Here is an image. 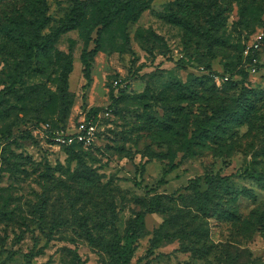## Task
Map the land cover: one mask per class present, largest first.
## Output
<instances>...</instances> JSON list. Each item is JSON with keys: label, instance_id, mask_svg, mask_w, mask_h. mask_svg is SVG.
<instances>
[{"label": "rangeland", "instance_id": "1", "mask_svg": "<svg viewBox=\"0 0 264 264\" xmlns=\"http://www.w3.org/2000/svg\"><path fill=\"white\" fill-rule=\"evenodd\" d=\"M259 31L264 0H0V264H119L138 212L129 264H264V43L257 72L242 56ZM91 107L95 143L67 148L57 132Z\"/></svg>", "mask_w": 264, "mask_h": 264}, {"label": "trees", "instance_id": "2", "mask_svg": "<svg viewBox=\"0 0 264 264\" xmlns=\"http://www.w3.org/2000/svg\"><path fill=\"white\" fill-rule=\"evenodd\" d=\"M146 8H148V4H144L142 3L138 10H137V15H140ZM126 9V4L124 6L120 5L119 3H117L114 8L108 13V15L105 16V20L106 22H110L111 20L113 19H116V18H120L121 14L123 13V11ZM76 25L75 23V20H71L69 23L63 25L61 27V30L62 31H68L72 28H74ZM44 28V23L42 21L39 20H36L35 21V33L37 35H39L38 37L40 39H42L41 41L39 39L35 40V41H32V40H29V39H25L23 44L24 46L27 48V50L29 51L30 53V56H34L35 53L38 52V50L41 48V45L45 42H47L49 40V37L48 36H44L41 34L42 30ZM244 49H245V46H243L242 48V56H243V59L244 63H246L247 65L246 66H249L251 63H252V57L249 56V57H245L244 56ZM99 50V47L98 45H96L95 47H93L92 49L88 50V51H85L82 55V58H83V61L85 63V74H86V78L87 80L90 82L91 81V68H92V57L98 52ZM246 66L244 67L246 70ZM244 68H241L240 70H238V74H242L244 77H247L248 75V71H245ZM206 69L207 71L209 72V74L207 75H203L202 78H210L212 76V73L214 72L213 69H212V66L210 64H208L206 66ZM27 73V70H23L21 72V76H24L25 74ZM226 76H228L227 74H225ZM230 75H234V73H230ZM225 76V77H226ZM243 77V78H244ZM227 81H230V76H228V80ZM226 80H224V82L226 83L227 82ZM16 81L14 80L13 84H15ZM186 87V86H185ZM204 87V86H203ZM205 88L207 89V87L205 86ZM200 88L199 86H195L193 91L195 93H197V96H200ZM124 92H127V88H120L119 89V93H124ZM118 100H119V97H114L112 95V102L111 104L109 105V108L111 109H114L118 106ZM230 110L231 108H227L224 107L222 109H218L217 112H220L218 114H215V115H211V116H207L206 119H202L200 121V123L198 124V126L192 130V137L191 139H194L196 137V134L198 133V131H200V129H206L208 130L209 129V124H211L212 122H214L215 120L219 119L222 114L225 112V113H230ZM100 111V108H96V107H91L87 114L90 116L92 114H97L98 112ZM163 127V125H162ZM172 126L170 125V123L168 121H166V125H165V128H171ZM81 143H74V144H71V145H68L67 148H75L76 146H82L83 144ZM178 163H172L171 166H169V168L167 169H164V175H163V178L160 180V182H165V178L168 174H170L178 165ZM200 178H196L194 182H197ZM205 179L207 182H223L225 180H229L230 179V176H227V175H222L220 173H216V174H207L205 175ZM159 210L158 207H151V209H149L148 211H151V212H155ZM145 215L146 213L145 212H138L136 214V216L134 217V219L130 222V224L128 225L126 231H125V234H118L116 236L117 240L114 241L113 243V249L116 251L117 253V260L119 262V264H129L130 261L132 260V257L134 255V252L136 250V247H134V244H135V241L133 240V237H135V231L138 230V228L140 226H144V222H145ZM118 264V263H117Z\"/></svg>", "mask_w": 264, "mask_h": 264}, {"label": "built area", "instance_id": "3", "mask_svg": "<svg viewBox=\"0 0 264 264\" xmlns=\"http://www.w3.org/2000/svg\"><path fill=\"white\" fill-rule=\"evenodd\" d=\"M264 43V31H259L253 42L250 45L245 46L244 56L252 57V63L249 65L248 70L250 72H257V52L261 49ZM223 80H228V76ZM115 85L118 88H129V83H123L122 80H116ZM108 114V111H107ZM101 117V113L88 115L85 114L79 122L74 126L73 130L67 129L66 131L57 132V139L63 144L81 143L85 146H91L95 143L98 136V120Z\"/></svg>", "mask_w": 264, "mask_h": 264}]
</instances>
